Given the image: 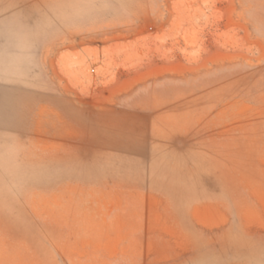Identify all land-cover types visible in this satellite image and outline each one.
<instances>
[{
  "label": "rangeland",
  "instance_id": "obj_1",
  "mask_svg": "<svg viewBox=\"0 0 264 264\" xmlns=\"http://www.w3.org/2000/svg\"><path fill=\"white\" fill-rule=\"evenodd\" d=\"M0 264H264V0H0Z\"/></svg>",
  "mask_w": 264,
  "mask_h": 264
}]
</instances>
